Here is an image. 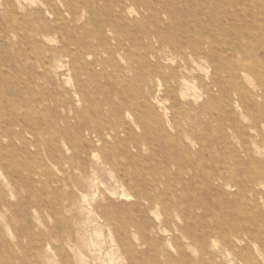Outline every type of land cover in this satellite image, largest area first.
<instances>
[{
	"label": "rangeland",
	"instance_id": "1",
	"mask_svg": "<svg viewBox=\"0 0 264 264\" xmlns=\"http://www.w3.org/2000/svg\"><path fill=\"white\" fill-rule=\"evenodd\" d=\"M0 264H264V0H0Z\"/></svg>",
	"mask_w": 264,
	"mask_h": 264
},
{
	"label": "bare ground",
	"instance_id": "2",
	"mask_svg": "<svg viewBox=\"0 0 264 264\" xmlns=\"http://www.w3.org/2000/svg\"><path fill=\"white\" fill-rule=\"evenodd\" d=\"M182 61V60H181Z\"/></svg>",
	"mask_w": 264,
	"mask_h": 264
}]
</instances>
